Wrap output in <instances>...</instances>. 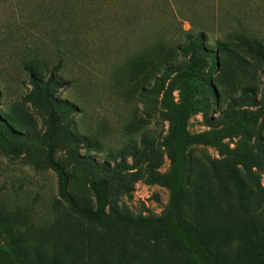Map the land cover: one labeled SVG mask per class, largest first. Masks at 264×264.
Masks as SVG:
<instances>
[{"label":"rangeland","instance_id":"374dc122","mask_svg":"<svg viewBox=\"0 0 264 264\" xmlns=\"http://www.w3.org/2000/svg\"><path fill=\"white\" fill-rule=\"evenodd\" d=\"M0 130L18 148H0V217H16L28 264H188L140 224L171 217L153 179L178 149L187 223L219 264L257 261L246 228L264 230V0H0ZM213 131L225 137L188 142Z\"/></svg>","mask_w":264,"mask_h":264},{"label":"trees","instance_id":"16d2710c","mask_svg":"<svg viewBox=\"0 0 264 264\" xmlns=\"http://www.w3.org/2000/svg\"><path fill=\"white\" fill-rule=\"evenodd\" d=\"M203 44V36H198L194 42L188 46L201 47ZM189 64L192 68L200 67L205 70L208 66V61L202 56L192 55L189 58ZM194 98L192 97V102ZM190 106V105H189ZM193 109L183 108L184 124L178 127L174 123L175 133L182 139L185 138L184 127L190 117L191 112H199V105H192ZM222 131L208 132L196 137H192L188 142L198 141L203 144L219 142L224 138ZM187 142V141H185ZM184 142V143H185ZM0 148L14 154L18 152V148L13 145L3 135L0 130ZM55 147L52 143L47 155L46 165L55 171L59 178L62 188L64 189L68 183V177L65 167L55 161ZM184 150H177L173 157L172 172L168 176H156L153 182H157L162 186L169 188L171 192V217L167 221H141L140 224L148 229L157 237L171 238L176 247L184 253L188 264H219L207 250L202 231L187 223L184 218V168H185ZM11 214H6L5 218L0 217V264H28L24 258L26 240L16 234L17 224L16 217H10ZM14 220V221H13ZM19 220V219H18ZM20 222V221H19ZM246 234L252 239L259 260L253 261L250 264H264V230L258 229L255 225L248 223ZM35 264H56V258H48L45 255H40L39 260ZM109 264V263H105Z\"/></svg>","mask_w":264,"mask_h":264}]
</instances>
